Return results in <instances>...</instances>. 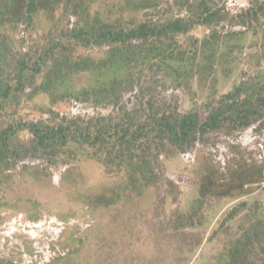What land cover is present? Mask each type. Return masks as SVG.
Instances as JSON below:
<instances>
[{"label": "rangeland", "instance_id": "obj_1", "mask_svg": "<svg viewBox=\"0 0 264 264\" xmlns=\"http://www.w3.org/2000/svg\"><path fill=\"white\" fill-rule=\"evenodd\" d=\"M176 19L190 27L172 33ZM141 24L152 29L139 38L124 31ZM96 31L112 34L87 40ZM117 49L133 53L138 68L116 106L158 93L203 120L249 97L256 115L159 153L150 174L93 155L109 144L68 143L54 158L26 150L30 123L112 113L87 90L114 76L99 62ZM163 57L181 59L171 65L183 86L168 84ZM2 92L0 224L21 214L40 226L36 238L15 234L0 264H25L22 249L30 264H233L229 251L254 220L263 221L255 231L264 245V0H0ZM35 242L51 249L43 262Z\"/></svg>", "mask_w": 264, "mask_h": 264}, {"label": "trees", "instance_id": "obj_2", "mask_svg": "<svg viewBox=\"0 0 264 264\" xmlns=\"http://www.w3.org/2000/svg\"><path fill=\"white\" fill-rule=\"evenodd\" d=\"M179 22L180 20L176 19L167 23L172 33L187 30L190 27L187 25L182 28L179 26ZM145 27L146 29H143ZM150 29H152L151 25L141 24L124 31L127 35L139 38L143 36L144 31ZM100 31H104V29ZM100 31L86 33L87 40L91 38L97 42L100 41L99 37L112 34L110 31L100 34ZM144 58L145 56L139 59L140 65L143 64ZM163 59L166 60L169 68L168 79H171L168 84L183 86L178 80L177 71L171 65L172 62H179L181 59L178 57H163ZM136 60L133 53L117 49L110 52L105 61L99 62V68H103L106 64L112 67L114 76L97 86L88 88L87 92L92 95L89 101L94 105L101 106L112 103L114 105L112 113L107 116L87 119L77 116L61 120L51 118L46 122L42 120L38 123H30L27 125V130L31 139L26 150L54 158L58 149L60 150L68 143L86 142L92 146L97 145L98 148H101L103 144H109L110 150L100 149L93 152V155L106 164L115 165L118 170H131L134 164L139 163L140 169L150 174L159 153L164 151L168 154L174 151H183L192 145L197 134L202 131L218 130L223 127L226 121L235 123L237 127L246 126L256 115V105L249 97L243 99L239 104L233 100L230 103L226 102L212 107L203 120L200 119L196 111H177L172 99H165L158 93H151L146 99H143L142 93L141 96L139 94L136 96L135 93L133 95L135 100L131 101L128 109L124 108L126 105L116 106L120 96L133 89L132 72L138 67L132 65ZM86 68H91V65ZM163 84L164 86L167 84L165 79ZM152 90L153 88H151ZM0 95L3 96V92ZM227 97L229 98L228 94L224 96V99ZM53 121L56 122L53 123ZM259 223L262 224L263 221L254 220L250 224L249 230L240 239L242 245L237 244L233 249L231 248L232 250L230 249L231 262L235 261L233 264H257L255 252L262 251V249L264 251V245H262L263 247L259 245L258 233L255 231V227Z\"/></svg>", "mask_w": 264, "mask_h": 264}, {"label": "built area", "instance_id": "obj_3", "mask_svg": "<svg viewBox=\"0 0 264 264\" xmlns=\"http://www.w3.org/2000/svg\"><path fill=\"white\" fill-rule=\"evenodd\" d=\"M248 139V135H245V137L242 138V140L245 142ZM185 158H189L190 154L189 153H185L184 154ZM222 164H223V157L221 155L218 156L217 158ZM40 226V223H33L30 222L26 219H24V217L20 214L14 215L13 217L4 220L1 224H0V253H4L3 249L4 247H8L11 244V241L14 237L15 234H21V233H26L28 230H34L36 232V228ZM48 227V233L50 234V236H55L58 231H59V223H56L55 225H50L47 226ZM56 230V232H54V230ZM38 233H35V236H33V238L38 237ZM34 246L36 247V253L34 255V258H39V260L41 262H43L44 260L48 259L51 256V249L49 246L47 245H43L40 246L38 245L36 242L34 244ZM2 249V250H1ZM22 256L24 259L25 264H30L33 262V259L22 249Z\"/></svg>", "mask_w": 264, "mask_h": 264}, {"label": "bare ground", "instance_id": "obj_4", "mask_svg": "<svg viewBox=\"0 0 264 264\" xmlns=\"http://www.w3.org/2000/svg\"><path fill=\"white\" fill-rule=\"evenodd\" d=\"M54 230V232H56V230L55 229H53ZM35 231L34 230H28L27 231V234L29 235V236H31V237H33V236H35Z\"/></svg>", "mask_w": 264, "mask_h": 264}]
</instances>
